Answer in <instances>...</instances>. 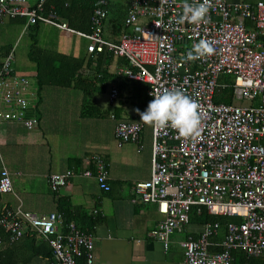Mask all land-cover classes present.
<instances>
[{
	"label": "built area",
	"instance_id": "built-area-1",
	"mask_svg": "<svg viewBox=\"0 0 264 264\" xmlns=\"http://www.w3.org/2000/svg\"><path fill=\"white\" fill-rule=\"evenodd\" d=\"M25 2L0 0V20L24 16L26 24L47 23L64 38L86 39L88 53L106 50L124 58L128 65L119 72L147 85L148 103L152 94L164 88H179L198 101L202 116L198 137L180 138L171 128L150 126V174L132 185L139 200L153 204L161 216L148 236L165 250L171 233L188 223L189 212L203 209L236 219L224 223L218 251L209 250V238L217 232L218 222H205L196 238L181 240V264H245L234 261L233 251L264 258V0H209V19L198 25L179 23L183 1L127 0L125 29L117 41L103 37L105 0L96 1L88 33L58 21L52 12L43 13L44 0H37L32 8ZM199 39L209 40L214 54L185 60ZM12 63L10 50L0 62V123L13 121L31 129L37 123L27 115L37 100L34 80L16 72ZM228 77L227 82L224 78ZM223 90L250 104L232 105L221 95ZM116 94L111 87L109 100ZM217 95L220 101H214ZM142 126L140 121L117 120L113 129L116 145L138 142ZM84 161L86 167L77 173L69 169L47 175L51 192L67 186L74 175L94 178L107 191L108 162L95 154ZM8 192L11 182L2 169L0 194ZM0 229L9 242L25 234L45 241L50 248L48 264H93L92 234L73 221L64 223L59 211L38 214L20 206H2Z\"/></svg>",
	"mask_w": 264,
	"mask_h": 264
},
{
	"label": "crops",
	"instance_id": "crops-1",
	"mask_svg": "<svg viewBox=\"0 0 264 264\" xmlns=\"http://www.w3.org/2000/svg\"><path fill=\"white\" fill-rule=\"evenodd\" d=\"M36 3L37 0H26L25 5L32 8ZM122 3L126 12L127 0H122ZM22 19L24 23H21ZM9 23L19 28L16 26L13 29L12 41H7L0 31V62L8 51L14 52V43L19 37L26 39L27 52L33 41L28 29L32 24H26V17L5 16L0 20V27ZM40 25L41 29L35 37L36 45H50L59 54L81 57L84 61L89 58L93 62L95 54L85 51L86 39L76 36L64 38L56 27L43 22ZM108 31L107 21L104 20V38ZM81 40L85 43L81 51H77ZM125 64L122 57L111 55L103 62L108 75L106 79H102L101 75H90L92 80L105 81L100 85V93L89 95L90 102L97 109L95 114L87 115L82 113L85 94L79 88L38 86L33 62L18 69L19 73L30 72L27 75L34 80L37 100L27 115L34 117L37 123L31 129L13 121L0 123V171L5 169L11 182V192L0 194V209L2 206L9 209L20 206L22 210L38 214L61 212L56 200L63 199L68 203V209L78 216L71 221L80 228L78 222L81 218L82 226L88 228L84 230L93 236V264H181L180 241L187 237L196 238L205 222L190 219L174 230L165 250L160 242L148 236L161 216L153 204L142 203L132 191L134 183L148 179L150 174L151 127L140 121L137 112V109L140 112L146 110L148 97L144 82L128 80L119 72L126 67ZM12 65L18 72V65L15 62ZM111 87L117 90V94L110 101ZM100 94L104 96H98ZM117 120L140 121L143 124L138 142L116 145L113 129ZM93 154L101 155L108 162L107 191L101 190L94 178L74 175L67 186L56 193L51 192L47 175L69 169L77 173L86 167L84 160ZM93 209L96 213H92ZM225 217L230 218L228 221L236 219ZM223 230L224 223H219L217 232L209 238L210 251L219 250L217 244L222 239ZM61 231L64 232V228ZM0 236V264H48L50 248L38 236L25 234L9 242L1 229ZM233 252L242 254L240 251Z\"/></svg>",
	"mask_w": 264,
	"mask_h": 264
},
{
	"label": "trees",
	"instance_id": "trees-1",
	"mask_svg": "<svg viewBox=\"0 0 264 264\" xmlns=\"http://www.w3.org/2000/svg\"><path fill=\"white\" fill-rule=\"evenodd\" d=\"M96 1L97 0H44L42 10L43 13L51 11L58 21L65 22L69 27L88 33L90 32L89 17L93 7L96 5ZM242 1L252 2L254 0ZM105 9V20L107 21L109 27V31L105 33V38L110 41H117L118 36L125 29L123 26L125 5L122 3V0H105ZM21 23H24V19L21 20ZM28 29L33 41L29 51L27 52V58L30 62L34 63V78L36 84L38 86L46 84L79 88L85 94L82 113L86 115L95 114L94 111L97 107L90 102L89 95L100 93L102 91V87L100 85L105 81L102 79H106L108 77V75L105 74L103 62L108 60L112 54L106 50L94 53L95 58L93 62L92 60H89V58L84 61L81 57L78 58L59 54L54 52L50 45H48L49 47L36 45L35 37L41 29L40 22L33 23L28 27ZM53 41L54 40L52 39V43ZM89 54L94 55L93 53ZM123 62H126V66L128 65V62L124 58ZM86 69L88 70L86 71ZM90 75H101L103 78L98 82L96 79L92 80ZM221 95H224L223 98H226V101L228 102V98L231 93L228 90H223ZM220 100L221 97L219 95L215 96L214 101ZM56 203L58 205V210H60L63 214L64 223L71 220L74 221L78 217L75 212L68 209L69 205L65 200L57 198ZM190 219H195L201 223L206 221H217L220 224H223L230 218L225 216L210 215L203 209L199 213H195L192 209L189 212V220ZM81 223V218H79L78 224L80 225L81 230H88V228H84ZM232 254L235 257L234 260L237 262H244L245 264H264V258L262 257H245L240 253L234 254V252Z\"/></svg>",
	"mask_w": 264,
	"mask_h": 264
},
{
	"label": "clouds",
	"instance_id": "clouds-1",
	"mask_svg": "<svg viewBox=\"0 0 264 264\" xmlns=\"http://www.w3.org/2000/svg\"><path fill=\"white\" fill-rule=\"evenodd\" d=\"M209 0H183L179 23L185 22L198 25L209 19ZM215 49L207 39H199L193 43L184 57L187 61H194L213 55ZM153 99L146 110L137 112L140 121L145 125L160 130L171 128L180 138H196L201 133L202 116L197 100L187 95L179 88H164L152 94Z\"/></svg>",
	"mask_w": 264,
	"mask_h": 264
},
{
	"label": "rangeland",
	"instance_id": "rangeland-1",
	"mask_svg": "<svg viewBox=\"0 0 264 264\" xmlns=\"http://www.w3.org/2000/svg\"><path fill=\"white\" fill-rule=\"evenodd\" d=\"M176 1H183V0H176ZM16 26L19 28L18 25L11 24V23H9V24H7V25H5L3 27H0V31H2L5 34L4 38L7 41L8 40L12 41V36H13L12 32H13L14 28H17ZM83 43H85V40L84 41L81 40L79 42V46L77 48V51H81V49H82L81 47H82ZM26 49H27V41H26V39L24 37H21V38L19 37L14 43V52H13V62H15V64L18 65V66H16L17 70L20 69V67L22 65H29L30 61L27 59V56H26L27 51H26ZM29 70H31V69H28V71ZM19 71L20 70H18V72ZM27 74L30 75V72H28ZM224 79L228 82V81H230L231 77L224 78ZM102 95L103 94H100L98 96H102ZM228 102H230L232 105H238V106H247V105L250 104L249 100L244 99V98L243 99H238V98L234 97L233 94L229 96Z\"/></svg>",
	"mask_w": 264,
	"mask_h": 264
}]
</instances>
